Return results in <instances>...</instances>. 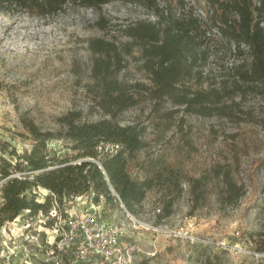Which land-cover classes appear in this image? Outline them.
Returning <instances> with one entry per match:
<instances>
[{
  "label": "rangeland",
  "instance_id": "1",
  "mask_svg": "<svg viewBox=\"0 0 264 264\" xmlns=\"http://www.w3.org/2000/svg\"><path fill=\"white\" fill-rule=\"evenodd\" d=\"M185 1V10L192 7L195 15L204 16L208 11L204 0ZM157 2L165 15L184 13L177 0ZM138 23L157 25L158 15L140 4L122 2L100 9L68 5L50 18L16 7L0 11V136L23 152L31 148L32 141L20 123L21 116L52 131L59 129L58 119L71 111L81 113V122L108 119L93 99L92 68L97 56L89 43L95 39L114 43L125 53L126 68L120 80L152 86L141 60L142 44L127 35V29ZM126 49L132 53L128 55ZM225 51L213 50L194 77L180 85L194 91L223 88L221 84L232 77V65L239 61ZM244 87L228 92L225 102L235 105L229 117L187 114L168 99L156 102L147 95L119 117L122 126L144 129L145 147L128 162L133 179L144 180L159 162L180 169L186 177L209 174L205 203L193 208L189 186L184 183V194L168 218L158 216L157 210L163 207L160 195L148 193L134 215L137 230L131 226V238L124 241L143 249L140 264H264V91L260 83L253 85L256 88ZM68 147L64 141L49 143L56 157L78 163V153ZM98 153L103 159L115 150L111 144H101ZM219 165L230 166L234 180L244 187L245 195L234 208L220 202L225 187L211 173ZM2 183L0 177V191ZM32 194L44 202L50 192L38 188ZM81 196L88 197L83 201L90 209L91 204L101 206L102 222L126 220L122 207L105 197L97 203L92 192ZM71 198L59 202L62 212L77 207V203H69ZM156 225L187 226L207 244L168 239L153 231ZM43 228L47 229L42 219L28 211L7 223L0 231V264H74L72 256L58 263L47 256L52 233Z\"/></svg>",
  "mask_w": 264,
  "mask_h": 264
},
{
  "label": "trees",
  "instance_id": "2",
  "mask_svg": "<svg viewBox=\"0 0 264 264\" xmlns=\"http://www.w3.org/2000/svg\"><path fill=\"white\" fill-rule=\"evenodd\" d=\"M112 2L137 3L158 15L157 25L138 23L127 29V35L142 44L141 60L152 86L120 80L119 75L126 68L125 53L114 43L90 41L89 48L97 56L92 68L93 99L108 119L81 122V113L71 111L58 119L59 129L52 131L21 116L20 123L32 141L31 148L23 152L0 136V231L24 211L30 216L46 215L55 202L88 192L94 193L97 203L105 197L107 202L123 205L133 215L139 213L148 193L155 192L162 200L158 216L163 219L173 214L175 203L184 194L183 184L187 183L193 208L200 207L207 198L209 174L186 177L180 169L159 162L144 180L131 177L128 162L145 147L144 129L140 125L122 126L119 117L138 106L145 95L156 102L168 99L174 106H182L187 114L229 117L235 105L225 102L228 92L244 89V85L256 88L253 85L257 83L264 91V0H204L208 6L204 16L195 15L192 7L186 11L185 0H177L184 12L179 16L165 15L157 0H0V11L16 7L50 18L68 5L100 9ZM218 49H226V54L239 59L232 65V77L221 84L223 88L194 91L180 85L192 79L210 53ZM126 52L132 53L128 49ZM246 55L248 59L244 58ZM54 141L67 142L81 160L72 163L56 157L49 149V143ZM101 144H111L115 153H106L99 159ZM211 173L221 178L225 187L221 204L236 207L245 190L234 180L232 168L219 165ZM38 188L50 192L44 202L32 194Z\"/></svg>",
  "mask_w": 264,
  "mask_h": 264
},
{
  "label": "built area",
  "instance_id": "3",
  "mask_svg": "<svg viewBox=\"0 0 264 264\" xmlns=\"http://www.w3.org/2000/svg\"><path fill=\"white\" fill-rule=\"evenodd\" d=\"M185 188V184H183ZM117 197V196H116ZM85 196L72 197L69 203H77L72 211H61L55 202L50 212L40 214L42 224L52 233V240L47 241L49 249L46 254L58 262L65 256H72L74 264H140L144 254L137 244H126L125 239L131 238L132 231L137 230V219L123 205L126 220L105 223L100 220L101 206L94 209L85 206ZM83 206V207H82ZM158 213L161 209L157 210ZM158 235L166 238L180 239L189 245L207 241L199 239L195 232L187 226L156 225L152 227Z\"/></svg>",
  "mask_w": 264,
  "mask_h": 264
},
{
  "label": "bare ground",
  "instance_id": "4",
  "mask_svg": "<svg viewBox=\"0 0 264 264\" xmlns=\"http://www.w3.org/2000/svg\"><path fill=\"white\" fill-rule=\"evenodd\" d=\"M91 206H92V209H94V208H95L93 204H91ZM44 229H45V228H43V230H44Z\"/></svg>",
  "mask_w": 264,
  "mask_h": 264
},
{
  "label": "crops",
  "instance_id": "5",
  "mask_svg": "<svg viewBox=\"0 0 264 264\" xmlns=\"http://www.w3.org/2000/svg\"><path fill=\"white\" fill-rule=\"evenodd\" d=\"M90 208V207H89Z\"/></svg>",
  "mask_w": 264,
  "mask_h": 264
}]
</instances>
